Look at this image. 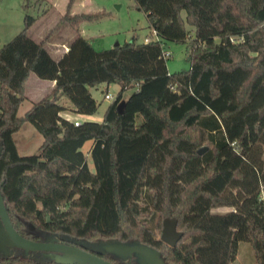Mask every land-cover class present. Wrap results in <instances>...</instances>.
<instances>
[{
	"label": "trees",
	"instance_id": "16d2710c",
	"mask_svg": "<svg viewBox=\"0 0 264 264\" xmlns=\"http://www.w3.org/2000/svg\"><path fill=\"white\" fill-rule=\"evenodd\" d=\"M132 1L157 41L94 50L78 25L104 13H71L68 0L59 22L74 37L57 60L45 48L50 34L29 38V15L0 47V196L13 230L83 250L72 241L136 242L164 264H231L247 243L264 264V0ZM166 42L188 46L187 71H167ZM30 75L54 87L19 118ZM98 84L119 87L100 122L59 117V97L74 114L92 116L89 89ZM24 123L42 142L22 157L13 135ZM215 207L231 211L211 215ZM166 218L182 234L173 248L155 237ZM11 251L0 264H56ZM98 256L137 264L134 256Z\"/></svg>",
	"mask_w": 264,
	"mask_h": 264
},
{
	"label": "rangeland",
	"instance_id": "374dc122",
	"mask_svg": "<svg viewBox=\"0 0 264 264\" xmlns=\"http://www.w3.org/2000/svg\"><path fill=\"white\" fill-rule=\"evenodd\" d=\"M67 1L0 0V47L21 31L24 15L35 18L34 23L27 31L29 38L33 42L38 43L50 34V40H56L67 46L74 37V32L68 24L59 22L60 17L65 11ZM70 10L71 13H104V16L96 20L83 21L78 25L81 36L88 41L94 50L111 49L115 44L122 45L131 41L142 44L143 38H154L147 26L144 14L134 6L132 0H74ZM57 24L58 26L55 27ZM186 29L188 40L190 38L189 27L186 26ZM164 52H168L169 54L166 60V68L169 73L188 70L189 65L186 61L188 46L186 44L166 42L164 44ZM36 80L37 78L34 75H30L25 84L24 100L16 113V116L19 118L23 117L29 108L39 102L46 94V85H38ZM118 91L119 87L114 84H98L92 87L89 90V94L97 109L86 121L100 122L105 108L115 98ZM132 91L133 89L131 88L125 90L122 93V99H126ZM104 94H107L111 99L109 101L104 100ZM58 104L63 108L65 113H74L73 107L64 99L58 101ZM138 123L139 119L137 118L136 124ZM13 140L15 141L17 154L22 157L34 155L42 142L41 136L28 123H24L20 130L13 135ZM89 147L90 143H85L81 151L86 157L88 167L91 168L90 159L88 158ZM201 147L208 146L204 144ZM262 196H264V187L261 188L260 192V197ZM229 211L231 209L227 207H215L209 213L211 215H223ZM156 220L157 217L154 218L153 224ZM159 234L160 232H155V237L159 238ZM72 242L102 252H105V249L109 245L118 243L115 240H97L93 242L73 240ZM124 244L133 245L132 242ZM14 254L11 250H6L5 254L0 251V257H9ZM18 257H26L36 261H50L53 259L49 254L34 253H28L27 255L21 253L18 254ZM231 264H255L251 248L247 243H239L237 245L236 256Z\"/></svg>",
	"mask_w": 264,
	"mask_h": 264
},
{
	"label": "water",
	"instance_id": "95a60500",
	"mask_svg": "<svg viewBox=\"0 0 264 264\" xmlns=\"http://www.w3.org/2000/svg\"><path fill=\"white\" fill-rule=\"evenodd\" d=\"M116 46L117 44L114 45V47ZM116 111L119 113L120 107H118ZM206 149V147H201L196 151V154L200 156L206 151ZM46 221H48V218H46ZM181 237L182 234L176 231L175 219L166 218L162 220L159 234L160 242L173 248ZM132 243L133 245L114 243L109 245L105 249V252H102L100 250L87 248L81 244H79V246L87 250H83L75 245L58 243L54 240L45 242L27 240L19 236L13 230L0 196V251L4 254L6 250L17 249L24 255L35 252L49 254L53 258L50 261H53L56 264H111L98 256L99 254L109 253L122 260L134 256L137 264H164L156 251L139 245L136 242Z\"/></svg>",
	"mask_w": 264,
	"mask_h": 264
},
{
	"label": "crops",
	"instance_id": "0c3cea01",
	"mask_svg": "<svg viewBox=\"0 0 264 264\" xmlns=\"http://www.w3.org/2000/svg\"><path fill=\"white\" fill-rule=\"evenodd\" d=\"M79 28V26H78ZM28 33V32H27ZM79 34L81 35V31H80V28H79ZM52 38V37H51ZM63 46V48H61ZM66 47L67 46H64L62 43L60 42H57L56 40H50V38H48V41L45 43V48H46V51L48 52L49 56L53 59V60H57L64 52H66ZM38 85H42V84H45L46 85V94L44 95V98L48 97L50 95V92L52 91L53 87H54V82H49V81H41V80H36ZM26 84V83H25ZM90 90V89H89ZM40 99V100H42ZM64 98L62 97H59V100H62ZM39 100V101H40ZM65 100V99H64ZM66 101V100H65ZM61 115H65L67 117L70 118V120H72L73 118H75L77 121L79 122H84L86 121L88 118H90V116H79V115H76L74 113L70 114V113H65V111H62L60 113Z\"/></svg>",
	"mask_w": 264,
	"mask_h": 264
},
{
	"label": "built area",
	"instance_id": "2783aa9c",
	"mask_svg": "<svg viewBox=\"0 0 264 264\" xmlns=\"http://www.w3.org/2000/svg\"><path fill=\"white\" fill-rule=\"evenodd\" d=\"M151 33L154 36V38L153 39L152 38H148V37L143 38V44H148L150 42H155V41L158 40L157 37H156V35H155V33L153 31H151ZM168 56H169L168 52H163V58L167 59ZM103 99L109 101L111 98L107 94H104L103 95ZM59 117L62 118V119H64V120H66V121H68V122L73 123L74 126H77L80 123L75 118H73L72 120H70V118L67 117V116H65V115L59 114Z\"/></svg>",
	"mask_w": 264,
	"mask_h": 264
}]
</instances>
